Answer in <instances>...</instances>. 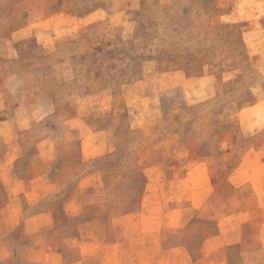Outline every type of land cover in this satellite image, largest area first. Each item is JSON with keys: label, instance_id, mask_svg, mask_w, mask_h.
Instances as JSON below:
<instances>
[{"label": "rangeland", "instance_id": "rangeland-1", "mask_svg": "<svg viewBox=\"0 0 264 264\" xmlns=\"http://www.w3.org/2000/svg\"><path fill=\"white\" fill-rule=\"evenodd\" d=\"M0 264H264V0H0Z\"/></svg>", "mask_w": 264, "mask_h": 264}]
</instances>
